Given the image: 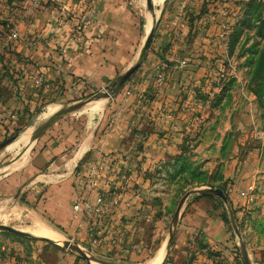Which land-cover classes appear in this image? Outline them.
Listing matches in <instances>:
<instances>
[{
  "label": "rangeland",
  "instance_id": "1",
  "mask_svg": "<svg viewBox=\"0 0 264 264\" xmlns=\"http://www.w3.org/2000/svg\"><path fill=\"white\" fill-rule=\"evenodd\" d=\"M45 1L0 0V225L28 234L0 231V236L27 243L39 239L57 247L32 235V221L39 220L60 234L62 253L73 255L82 264H264V0L201 1L198 13L189 18L192 23L208 4L217 1L233 5L232 21L224 25L229 29H221L216 45L214 60L218 62L207 68L205 86L194 89L189 98L183 96L182 101L192 106L175 112L180 119L174 128L163 132L147 127L130 130L137 140L155 134L164 141L165 155L151 158L155 162L152 172H144L142 184L133 189L137 204L131 215L133 233L128 234L123 248L126 253L118 261L82 250L83 246L65 236L46 214L43 204L47 198L42 199L46 190L37 182V177L48 171L44 149L60 142L61 152L69 155L91 132L97 140L124 105L139 103L141 112L146 113L154 97L142 96L137 90L143 81L137 75L148 59L162 57L156 43L162 30L179 37L177 25L168 23L188 5L180 9L176 0L161 5L147 0L141 5V0H133L134 10L144 18L137 17L139 40L145 16L156 15V29L144 44L139 41L126 50L114 48L123 53L120 68L90 87L68 73L62 63L66 62L62 56L72 54L68 44L85 37L82 27L89 16L59 11L58 5L57 11L45 14ZM62 21L67 31L57 29ZM45 23L53 27L46 28ZM172 64L165 61L151 69L150 80L156 88L166 83L167 69L178 68ZM184 64V60L178 62V66ZM52 65L57 74L48 73ZM130 70L133 72L124 78ZM97 102L101 103L99 111L91 113ZM50 106L54 111L44 116ZM24 133V142L15 145ZM133 145L134 151L142 146L137 141ZM114 155L91 158L89 152L76 166V177L86 180L93 168L97 175L103 174L105 168L111 171L120 162L127 166L125 157L114 159ZM62 168L58 172H64ZM113 173L115 177L117 171ZM96 182L98 187L97 176ZM209 190L222 192L224 199ZM238 190L247 192L246 197ZM89 231L99 233L95 226ZM120 242L118 235L110 238L111 244ZM67 244L78 247L89 262L65 247ZM159 252L162 259L154 261Z\"/></svg>",
  "mask_w": 264,
  "mask_h": 264
},
{
  "label": "crops",
  "instance_id": "2",
  "mask_svg": "<svg viewBox=\"0 0 264 264\" xmlns=\"http://www.w3.org/2000/svg\"><path fill=\"white\" fill-rule=\"evenodd\" d=\"M47 1L48 5L43 8L45 14L54 13V11H57L56 8L59 7V11L69 10L73 15L77 13L76 16L79 14L89 16H87L89 18L87 23L82 27L85 37L82 41L81 39H73L68 44L72 54L62 56L66 59V62L62 63L66 66L68 73L85 80L90 87L96 81H101L104 76L112 77L116 69L120 68L123 53L122 51L115 52L114 48L122 47L126 50L133 43L139 41L144 44L150 31H154L156 23H158L156 15L145 16V23L142 26L143 37L139 40L136 34L138 27H140L137 23V17L144 18L134 10L133 0H46L45 3ZM168 1L172 2L173 0H155V3L161 5L163 3L167 4ZM201 1L209 2V0H192V2L188 0L186 4L185 0H176L178 6L181 5L180 9L188 5L185 11H178L175 20L171 19V22L168 23L172 26L177 25L179 37L175 39L173 37L174 32L162 30L160 38L155 39L159 46V56L162 53L161 60L156 56L148 59L137 75V79H143L137 90L142 93V96L151 94L154 97L153 102L147 105L146 113L141 112L139 103L124 105L120 109L117 119L111 121L105 134L97 137V140L94 141L95 135L94 132H91L78 142L69 155L61 152L64 148L60 142L58 146H55V142H52L50 147L44 149L46 153L43 154V157L45 161L47 160L48 171L37 177V182L42 184V190H46L42 196V199L47 198L45 204H43L46 214L51 217L52 221L56 222L60 227L57 226L59 230L61 228L64 230L63 234L65 236L71 237L72 240H76L77 244L83 246L81 247L82 250L90 251L91 254L100 258L118 261L124 257L123 253L126 252L123 251V248L127 246L126 244L129 241L127 236L129 233H133L131 222L134 219L131 215L137 207L133 189L138 184H142V177L145 176L144 172H148V170L152 172L155 162L151 158L160 159L161 156L165 155V150L162 148L164 141L159 140L155 134L144 135L142 140H137V137L132 138L130 130L134 127L144 130L147 127L153 132L173 129L180 119L175 112L183 107L192 106L188 101H182L183 96L186 95L189 98L194 89L205 86L207 84L205 78L208 76L207 68L218 62L214 60L217 52L216 45L218 41L220 42L221 29L225 27L227 21H232L233 5L221 3L220 1L212 5L208 4L205 7L204 14L189 23V18L196 15L201 8L197 5ZM143 2L141 0L139 4L143 5ZM55 5L58 6L55 7ZM33 7L37 8V5ZM226 7H229V9H223ZM28 14H30V11H26V15ZM166 17L167 15H165ZM73 25H75V22ZM43 26H46V28L53 27L52 24L48 23ZM56 26L60 31L69 29L63 21ZM163 26L164 24H162ZM71 27L73 31V26ZM228 29L229 27H225V30L228 31ZM180 60L185 61L183 66H178ZM165 61L172 62V65L176 64L178 68L167 69L166 83L156 88L150 80L153 76L151 69L158 63H164ZM51 67L47 69L48 73L57 74L53 70L54 66ZM95 106H97V109L94 112H97L101 107V103L97 102L92 107ZM142 108L146 109L144 106ZM136 141L142 144L141 149L138 151H134L133 144ZM89 152H91V158H95L100 154H115L114 159L125 157V160H127V164H125L127 166L120 162L119 165H116L117 168L115 166L113 170L108 171L109 168L107 167L103 170V174L99 173L97 175L98 192L105 194L110 213L106 217H98L93 223V226L99 230L98 234H106L108 237H105L104 244L92 250L89 249L86 243L87 231L91 221L83 214L72 212V205L86 191L85 179L76 177L75 168ZM62 166L64 172H58ZM114 170L117 171L115 177L111 175ZM105 172L108 173V176L105 175ZM124 178L126 179L124 180ZM139 191L141 192V189ZM239 191L242 192L241 190L237 192L240 193ZM33 221H36V223ZM33 221L32 235L54 242L57 247H53L48 244L49 242L39 239L27 243L23 240L17 241L0 236V264H82L81 261H75L73 255L69 256L62 253V248L59 245L61 241L60 234L46 227L39 220ZM118 223L123 225L121 226ZM40 228L53 238L35 234ZM114 235L121 238L119 244L110 243V238ZM91 264L100 263L91 262Z\"/></svg>",
  "mask_w": 264,
  "mask_h": 264
},
{
  "label": "built area",
  "instance_id": "3",
  "mask_svg": "<svg viewBox=\"0 0 264 264\" xmlns=\"http://www.w3.org/2000/svg\"><path fill=\"white\" fill-rule=\"evenodd\" d=\"M12 36L13 38L16 37L15 34ZM96 176L97 172L95 168H93L85 180V194L80 195L72 205V212L74 214H83L91 221L90 229H93V223L98 217H106L107 214L110 213V209L106 206L104 196L97 190ZM251 189L252 188L249 187V190ZM246 194L247 192L242 191L240 196L246 197ZM104 240L105 237L98 235V233L91 234L89 231L87 246L92 250L104 244Z\"/></svg>",
  "mask_w": 264,
  "mask_h": 264
},
{
  "label": "water",
  "instance_id": "4",
  "mask_svg": "<svg viewBox=\"0 0 264 264\" xmlns=\"http://www.w3.org/2000/svg\"><path fill=\"white\" fill-rule=\"evenodd\" d=\"M149 1H151V3H152V1L155 2V0H147L148 4H149ZM154 2H153V3H154ZM152 33H153V31L151 30L150 33H149V35H148V37H151ZM149 39H150V38H148L147 43L149 42ZM132 72H133V70H130L124 78H126V77H127L128 75H130ZM209 191H210L209 193L216 194V195L219 196L220 198L224 199V195H223L222 192H220V191H215V190H209ZM0 231H6V232H10V233H13V234H16V235H20V236H28V234H26L25 232H22V231H19V230H14L13 228L7 227V226H5V225H0ZM65 247L74 250V251H75L79 256H81L86 262H89V258H88V256H87L84 252H82L78 247H76V246H71V244H70V245L67 244Z\"/></svg>",
  "mask_w": 264,
  "mask_h": 264
},
{
  "label": "bare ground",
  "instance_id": "5",
  "mask_svg": "<svg viewBox=\"0 0 264 264\" xmlns=\"http://www.w3.org/2000/svg\"><path fill=\"white\" fill-rule=\"evenodd\" d=\"M159 3V2H158ZM97 109V106L92 107L90 110L91 112H94ZM54 111V107L50 106L47 108L46 112L44 113V116H47L48 114L52 113ZM26 139V134L24 133L22 136L19 137V139L14 143L15 145H18L20 142H24V140ZM27 141V140H26ZM14 144L12 146H14ZM21 147V146H20ZM25 147V146H24ZM23 147V148H24ZM36 223V221H33ZM39 224V223H38ZM37 229V228H36ZM35 230V229H34ZM34 234V233H33ZM35 234L39 235V236H46L49 237L50 235L48 233H46V231H44L42 228H40L38 231L35 232ZM51 239L53 238L52 236H50ZM162 252H159L155 258L154 261H160L162 259Z\"/></svg>",
  "mask_w": 264,
  "mask_h": 264
}]
</instances>
